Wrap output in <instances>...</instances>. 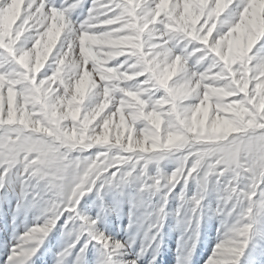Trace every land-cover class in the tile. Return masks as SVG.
I'll use <instances>...</instances> for the list:
<instances>
[{"label": "snow or ice", "instance_id": "1", "mask_svg": "<svg viewBox=\"0 0 264 264\" xmlns=\"http://www.w3.org/2000/svg\"><path fill=\"white\" fill-rule=\"evenodd\" d=\"M0 218V264H161L170 219L264 264V0H0Z\"/></svg>", "mask_w": 264, "mask_h": 264}, {"label": "rangeland", "instance_id": "2", "mask_svg": "<svg viewBox=\"0 0 264 264\" xmlns=\"http://www.w3.org/2000/svg\"><path fill=\"white\" fill-rule=\"evenodd\" d=\"M5 231H7L9 235L11 234L10 218L7 222L3 218H0V235H3ZM180 235L181 233L176 228L175 221L170 219L168 221V226L165 229V247L161 256V264H176V246ZM49 240H51L54 245L53 252L57 251L59 248L60 240L59 234L53 233L52 235H50ZM215 243V230L213 229L209 231L205 227V229L202 231L200 243L197 247V259L195 264H203V260L206 259L210 254L211 248ZM41 251H43V248L41 249ZM37 255H39V253ZM48 259L49 264H54V257L52 254H49Z\"/></svg>", "mask_w": 264, "mask_h": 264}]
</instances>
